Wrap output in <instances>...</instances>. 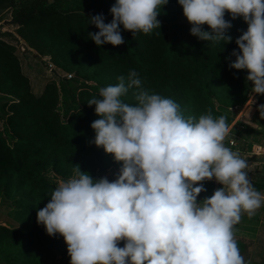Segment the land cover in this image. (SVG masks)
<instances>
[{"label":"clouds","instance_id":"clouds-1","mask_svg":"<svg viewBox=\"0 0 264 264\" xmlns=\"http://www.w3.org/2000/svg\"><path fill=\"white\" fill-rule=\"evenodd\" d=\"M177 2L200 40L232 41L226 12L247 23L230 67L247 70L252 92L264 94V0ZM167 3L115 0L110 22L103 14L90 18L98 29L91 39L119 46L125 43L121 25L133 37L150 34L160 28L157 17ZM118 80L87 102L100 117L91 123L93 143L122 162L118 177L94 179L76 165L37 210L36 222L49 236L63 237L70 264H250L234 226L242 213L251 218L264 206V195L249 180L248 161L225 144L233 126L210 111L185 116L173 99L143 90L135 70L127 82ZM132 88L138 90L135 105L122 100ZM213 179L221 186L198 200L204 181Z\"/></svg>","mask_w":264,"mask_h":264},{"label":"trees","instance_id":"trees-1","mask_svg":"<svg viewBox=\"0 0 264 264\" xmlns=\"http://www.w3.org/2000/svg\"><path fill=\"white\" fill-rule=\"evenodd\" d=\"M113 3L0 0V20L8 13L13 26L0 32V207H6V220L0 224V264H70L63 237L49 236L36 222V213L49 201L56 181L71 178L76 165L94 179L107 172L112 180L118 177L122 162L93 143L91 123L100 117L87 102L100 98L99 89L116 85L120 76L127 82L130 70L138 73L143 90L173 99L185 116L198 118L209 111L214 118L225 116L233 126L229 136L246 139L249 150L258 144L257 128L234 120L253 93L247 70L230 67L236 58L232 51L239 52L235 40L247 29L242 18L225 13L232 24L226 32L231 42L200 40L190 34L182 6L168 0L157 17L159 29L133 37L121 25L125 43L97 46L90 33L98 29L90 18L103 14L104 22H110ZM18 40L56 68L55 79L47 80L37 94L16 54ZM137 91L129 89L122 100L135 105ZM254 97L256 102L250 101L243 112L264 104V94ZM249 180L264 195V174ZM204 187L198 200L211 196L219 184L213 179L204 181ZM258 221L242 215L234 226L241 255L250 264H264V254L259 261L247 258L243 239L253 236Z\"/></svg>","mask_w":264,"mask_h":264},{"label":"rangeland","instance_id":"rangeland-1","mask_svg":"<svg viewBox=\"0 0 264 264\" xmlns=\"http://www.w3.org/2000/svg\"><path fill=\"white\" fill-rule=\"evenodd\" d=\"M2 16L3 18L0 20V32L4 30L12 31L13 26L10 24L11 21H9L8 13H3ZM18 41L16 54L19 57L24 74L29 77L31 90L37 94L47 80L52 78L55 79V75L49 74L43 66V58H47L36 55L33 50L25 49L22 45V42L20 40ZM57 73H61V71L57 69ZM253 94L254 93L249 96L244 106L248 104V101L256 102L255 97L253 98ZM262 105L263 104L261 102L257 103L255 110H251L252 113H250V119H243V122H246V124L249 126L256 127L259 131L257 135L259 138L258 144L262 148L261 154H253L251 149H247L246 145L248 141L237 136V145L235 147H230L233 151L237 152L242 158H245L248 161V177H257L261 174H264V111H262L264 109L261 107ZM237 116H239V111H237L235 117ZM104 177H107L109 181H113L109 172H107ZM57 182L58 181H56V184ZM220 186L221 185H219V187ZM5 212L6 207H0V224H3L6 220ZM242 215L247 216V213H242ZM254 216L259 220L257 231L252 237L245 236L243 239L247 242L245 249L247 258L250 260L259 261L264 254V206L259 208Z\"/></svg>","mask_w":264,"mask_h":264},{"label":"built area","instance_id":"built-area-1","mask_svg":"<svg viewBox=\"0 0 264 264\" xmlns=\"http://www.w3.org/2000/svg\"><path fill=\"white\" fill-rule=\"evenodd\" d=\"M43 66H44V68H45V70L49 73V74H53L52 73V71L54 70L55 72H56V68H55V66L52 64V62H50L48 59H44L43 58ZM63 75H65L67 78H69L70 77V74H63ZM56 76V75H55ZM248 103H249V101H248ZM247 105V104H246ZM245 105V106H246ZM264 105V104H263ZM262 105V106H263ZM244 106V107H245ZM243 107V108H244ZM234 108L235 107H231L230 108V110H234ZM242 108V109H243ZM263 109H264V107H262ZM225 144H226V146H229V147H235L236 145H237V138L235 137V136H229L228 138H226V140H225ZM251 152L253 153V154H255V155H259V154H261V152H262V148H261V146L260 145H258V144H254V145H252V147H251Z\"/></svg>","mask_w":264,"mask_h":264},{"label":"crops","instance_id":"crops-1","mask_svg":"<svg viewBox=\"0 0 264 264\" xmlns=\"http://www.w3.org/2000/svg\"><path fill=\"white\" fill-rule=\"evenodd\" d=\"M20 65H21V64H20ZM21 68H22V67H21ZM27 70H29V69H27ZM28 78H29V77H28ZM41 88H42V87H41ZM40 91H41V90H40ZM40 91H39V92H40ZM39 92H38V93H39ZM243 109H244V108H243ZM243 109H241V110L239 111V116L235 117L234 120H235V119H236V120H237V119H242V120H243V119H250V116H251L250 113H252L251 110L248 109V110H246V111L243 112ZM252 110H253V109H252Z\"/></svg>","mask_w":264,"mask_h":264},{"label":"water","instance_id":"water-1","mask_svg":"<svg viewBox=\"0 0 264 264\" xmlns=\"http://www.w3.org/2000/svg\"><path fill=\"white\" fill-rule=\"evenodd\" d=\"M9 21H10V20H9ZM52 73L55 74V71L53 70Z\"/></svg>","mask_w":264,"mask_h":264}]
</instances>
